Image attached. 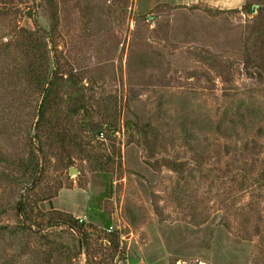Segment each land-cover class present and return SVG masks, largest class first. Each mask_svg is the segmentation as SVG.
<instances>
[{"label":"rangeland","instance_id":"obj_1","mask_svg":"<svg viewBox=\"0 0 264 264\" xmlns=\"http://www.w3.org/2000/svg\"><path fill=\"white\" fill-rule=\"evenodd\" d=\"M181 1L0 0V264H264V0ZM24 36L101 134L35 129Z\"/></svg>","mask_w":264,"mask_h":264},{"label":"trees","instance_id":"obj_2","mask_svg":"<svg viewBox=\"0 0 264 264\" xmlns=\"http://www.w3.org/2000/svg\"><path fill=\"white\" fill-rule=\"evenodd\" d=\"M52 19L56 21V14L52 15ZM53 27L55 26L53 25ZM15 33V37L13 34L11 37L16 39L23 38L22 31L17 30ZM1 37H4V35ZM24 39L30 42L33 38L32 36H24ZM31 42L27 46H23L22 52L29 60L31 59L32 52V58L35 59V64L31 59V62L29 64L27 63V65H18L12 69H7V73L17 84L19 81L26 84L27 91H36L38 96H40L35 129L43 134L50 133L51 128L53 129L55 128L54 126H56L53 124L52 120H57L59 114L58 106L60 107L62 104L66 121L78 119L76 123L77 130L74 131L75 135H78L81 131L87 132V134H101L103 132V126L93 125L90 121L91 119L87 108V101L89 100L87 88L79 83L77 78L71 73L63 77L59 74L57 69L52 68L48 71L47 68L41 64L46 60L44 57L45 52H43L41 48L32 45ZM0 48L6 51L9 50L6 43L0 44ZM36 51H41L43 55L36 56ZM43 67L46 68L47 72L43 70ZM0 69L3 70L1 66ZM126 126L127 129L131 128L132 131L137 129V126H134L131 122H127ZM137 131L141 136H144L146 133L144 128L137 129ZM169 165L173 170H180V164L170 163ZM57 220H59V224L75 228L79 234L81 233V235H83L82 226L68 214L59 215ZM103 224L105 228L109 227L110 220L103 219Z\"/></svg>","mask_w":264,"mask_h":264},{"label":"crops","instance_id":"obj_3","mask_svg":"<svg viewBox=\"0 0 264 264\" xmlns=\"http://www.w3.org/2000/svg\"><path fill=\"white\" fill-rule=\"evenodd\" d=\"M177 1V0H176ZM196 3H205L212 7H219L221 9L231 7H240L245 3V0H183L181 3H176L175 5L169 4V6H178V5H190ZM152 14V13H150Z\"/></svg>","mask_w":264,"mask_h":264},{"label":"water","instance_id":"obj_4","mask_svg":"<svg viewBox=\"0 0 264 264\" xmlns=\"http://www.w3.org/2000/svg\"><path fill=\"white\" fill-rule=\"evenodd\" d=\"M75 173H77V171L74 168H71L70 169V174H75Z\"/></svg>","mask_w":264,"mask_h":264}]
</instances>
